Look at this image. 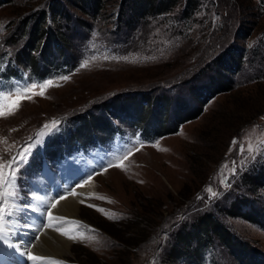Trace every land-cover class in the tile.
Masks as SVG:
<instances>
[{
  "label": "rangeland",
  "instance_id": "obj_1",
  "mask_svg": "<svg viewBox=\"0 0 264 264\" xmlns=\"http://www.w3.org/2000/svg\"><path fill=\"white\" fill-rule=\"evenodd\" d=\"M51 1H0V109L22 97L0 116V164L31 146L14 183L0 184V258L29 264L4 236L23 249L40 210L93 182L74 231L84 238L64 264H264V184L244 178L264 162V0H198L186 15L179 0L143 16L134 0H103L97 12L63 1L69 17L44 21L61 38L29 43L40 16L29 15ZM236 49L238 67L220 69ZM42 174L69 184L28 217L46 205ZM241 195L255 211L231 213ZM14 211L26 225H4ZM201 214L212 221L196 224Z\"/></svg>",
  "mask_w": 264,
  "mask_h": 264
},
{
  "label": "bare ground",
  "instance_id": "obj_2",
  "mask_svg": "<svg viewBox=\"0 0 264 264\" xmlns=\"http://www.w3.org/2000/svg\"><path fill=\"white\" fill-rule=\"evenodd\" d=\"M41 182H38L37 185L42 188ZM92 185H93V182H90L87 185L80 188L76 195L67 196L65 197V199L59 200V203L56 204V206L54 207L52 211L47 212L46 210L45 211L40 210V213H42V215L44 216L43 220L39 223L38 221L39 219H41V217L40 215H37L38 219L34 218L32 221L27 223V225L33 226L34 235L37 234L36 239L30 240L28 244L23 245V249L21 248V246H18L20 244L18 240L12 239L10 234H6L4 236L5 242L7 243L6 246L9 248V250H15L20 254H28V255L31 254L33 256L44 257V259L39 260L40 263H43V261H45L47 263L51 262L52 264L53 262H57V264H64L62 259L64 258V255L66 253L70 252L71 245L74 240L69 239L68 236L63 235L62 232H68L69 235L75 236L74 235L75 228L77 225H79L78 223L79 220L77 218L79 209L83 203L87 202L83 198V196L85 193H88V192L90 193V191H92L91 190ZM43 188L47 189L45 187ZM14 205L17 207L18 205H20V203L16 201ZM47 206L48 205L37 204V208L36 206H34L33 210L40 209V208H49ZM49 212L52 213L53 217L66 218L68 220V223H65L64 225L63 223L64 219L63 220L50 219L48 216ZM32 213L33 211L30 214H28V217ZM13 215H15V211L11 215V218H8V220L4 224L6 225L7 228H8V225L10 224L15 225V223L17 226L19 224L26 225V224H23L22 221H19L17 216H13ZM74 218H77V220L74 221L73 220ZM57 229H60V231H57ZM9 250L7 249L5 253H9L10 252ZM35 262H38V260H31L29 264H35Z\"/></svg>",
  "mask_w": 264,
  "mask_h": 264
},
{
  "label": "trees",
  "instance_id": "obj_3",
  "mask_svg": "<svg viewBox=\"0 0 264 264\" xmlns=\"http://www.w3.org/2000/svg\"><path fill=\"white\" fill-rule=\"evenodd\" d=\"M63 1H65L66 3H69V4H74L75 2H77V0H52L51 3L48 4L47 12H45V10L43 9V10L40 11V13L38 12L37 14L29 15L28 20H30L31 18H34L37 15H40V16H38L35 19V23H34V25L32 27L33 30L30 31L31 35H30V38H29V43L30 42L31 43H33V42L37 43V41L41 42V39L43 37L44 38L45 37L58 38V39L61 38V36L58 34V32L53 33V31L50 30L47 25H44V21L48 17L54 18L55 14H59V13H64L65 15L67 14L68 17H69V13H67L65 11L64 7H63V3H62ZM85 1L87 2V0H78L79 5L81 6L82 3L85 2ZM88 1L91 3V5L93 6V10L96 11V12L98 11L99 7H101L103 5V2H104L103 0H88ZM134 1H136V5L137 4L140 5V8L136 7V9H135V11L137 12V15L143 16V15H146V14L152 13V12L164 13L166 11H169L176 5V3L179 0H134ZM185 2H186V7L184 9L185 15L187 13L191 14L192 11L195 10V8L197 7L198 0H185ZM123 8L120 11L121 12V16H122V13L124 12ZM23 28L24 29L27 28V24H25L23 26ZM48 55L49 54H46L45 57L47 58ZM228 56H230V62L229 61L228 62L223 61V59H224V57H223V59L219 60V62L216 63V64H217V66L220 67V69H225V70L226 69L229 70V69L228 68H224L223 66H228V64H231V67L230 66L229 67L232 68L231 70L234 71V69H236L238 67V65L240 64V60H241L240 59V52L238 51V49H236V51L231 50V51H229V55ZM234 58H235V60H234ZM219 74L222 75L220 72H219ZM212 79L213 80H212V82L209 85H203L202 86L204 89H206V93H207V91H211L210 90L211 87L213 89L214 86H216V85L218 86V84H219L218 80L214 79L213 77H212ZM226 79L230 80L229 77H226ZM202 99H204V98L202 97ZM197 111H199V109H197L196 112ZM187 113H188V117H186V118H190L192 115H195V111H193L191 113H189V112H187ZM258 166L259 167H257V169L254 172H249L248 174L246 173L245 176H244L245 180H247L248 182H251L252 184H254L256 186L264 184V162H262ZM234 200H232V202L230 204L231 213H233L234 215H238V214L242 213L240 211V209L243 206H246V205L250 206V208H249L250 210L248 211L249 213H250V211L251 212L255 211L252 208L251 203L249 201V198H247V195H245V196L244 195L235 196ZM249 213H248V215H250L252 217V213L251 214H249ZM255 213L258 214L257 212H254L253 214H255ZM209 214H210V217H211L212 213L209 212ZM210 217H207V218L204 217L203 218V215L201 214V215H199L196 218L195 223L196 224H200V222L202 221L203 224H206V219H208L207 222L212 221L210 219ZM182 234H183V231H180L178 233V235H181V236H182Z\"/></svg>",
  "mask_w": 264,
  "mask_h": 264
},
{
  "label": "snow or ice",
  "instance_id": "obj_4",
  "mask_svg": "<svg viewBox=\"0 0 264 264\" xmlns=\"http://www.w3.org/2000/svg\"><path fill=\"white\" fill-rule=\"evenodd\" d=\"M0 27H2V25H0ZM86 66H87L86 63L84 65H82V67H86ZM62 79L67 80L68 77L67 76L62 77ZM50 86H52V81L51 80L44 82L40 87H41V89H46V88H48ZM36 87H37V85L34 84V85H32L31 88L27 89V91L31 92ZM38 94L43 95L44 94L43 90L41 92H39ZM21 98H22L21 95L17 94V99L14 101V103L12 104L11 108L8 111H4L3 109H0V116H6V115L13 114V112L18 108ZM4 99H7V98H4ZM56 124H57V122L54 121L53 122V126H56ZM48 127H49V125H44V128H48ZM44 134L45 133H43V132L39 133V135H41V136H43ZM30 152H31V146H28L27 148H25L23 150V152L18 153L17 156L11 157V159L8 161V164H6V165L5 164H0V184L6 183V184H10L11 185V184L14 183V181L16 179V169H18L19 165L21 163H23L27 159L28 154ZM5 167L10 169L9 174H8L7 177L3 174V169ZM72 195H75V193H72ZM60 199L63 200V199H65V197L61 196ZM56 203H59V201H56ZM55 206H56V204L54 203L52 205V207H55ZM48 216H49L50 219H59V220H63L64 219L63 217H53L51 212L48 213ZM2 219H3V217L0 216V220H2ZM57 231H60V229H57ZM62 234L65 235V236H68L69 239L75 240V239L78 238L76 236L69 235L68 232H62ZM79 238L83 239L84 237L81 235ZM29 259H31V260H42V259H44V257L33 256V255L29 254ZM53 264H57V262H53Z\"/></svg>",
  "mask_w": 264,
  "mask_h": 264
}]
</instances>
